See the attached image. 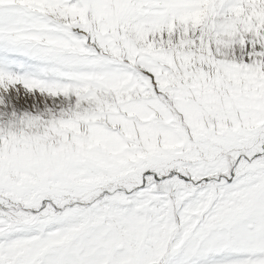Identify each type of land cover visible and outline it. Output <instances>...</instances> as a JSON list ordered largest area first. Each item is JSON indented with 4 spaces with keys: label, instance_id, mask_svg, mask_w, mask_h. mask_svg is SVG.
Returning <instances> with one entry per match:
<instances>
[{
    "label": "snow or ice",
    "instance_id": "snow-or-ice-1",
    "mask_svg": "<svg viewBox=\"0 0 264 264\" xmlns=\"http://www.w3.org/2000/svg\"><path fill=\"white\" fill-rule=\"evenodd\" d=\"M0 264H264V0H0Z\"/></svg>",
    "mask_w": 264,
    "mask_h": 264
}]
</instances>
